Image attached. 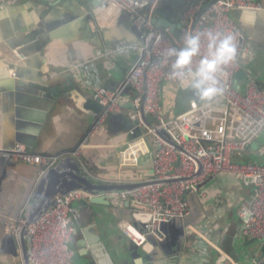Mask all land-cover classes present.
Listing matches in <instances>:
<instances>
[{
  "label": "crops",
  "instance_id": "0c3cea01",
  "mask_svg": "<svg viewBox=\"0 0 264 264\" xmlns=\"http://www.w3.org/2000/svg\"><path fill=\"white\" fill-rule=\"evenodd\" d=\"M93 1L0 0V148L23 144L38 153L72 151L96 117L93 92L102 86L119 94L118 110L96 127L80 160L104 179L146 180L152 175L156 150L150 136L151 152L137 166H119V151L135 130L132 115L140 113L135 92L125 80L138 58L141 40L125 13L111 25L100 22L96 14L102 6ZM257 1L264 6V0ZM191 2L182 0L176 5L169 21L179 24L177 7ZM155 13L159 18L165 13L159 3ZM229 17L254 50L252 59L234 76L233 86L242 91L249 77L264 86V10H232ZM109 50L115 52L105 55ZM191 100L202 101L190 87L180 89L171 82L161 85L164 118L185 112ZM263 146L264 132L232 158L264 164ZM39 171L40 166L31 163L0 162V264H23L17 234L7 229V221L23 215ZM250 189L230 173L209 174L197 191L185 190L188 214L162 223L161 240L149 236L152 246L148 250L135 245L119 228L122 220L131 218L126 201L115 203L109 197L105 205L81 198L85 201L72 202L70 209L76 230L71 241L72 264H181L190 253H195V264H215L221 255L242 264L234 255V242L252 238L241 233L237 209L248 199ZM257 257L260 251L248 264Z\"/></svg>",
  "mask_w": 264,
  "mask_h": 264
},
{
  "label": "built area",
  "instance_id": "2783aa9c",
  "mask_svg": "<svg viewBox=\"0 0 264 264\" xmlns=\"http://www.w3.org/2000/svg\"><path fill=\"white\" fill-rule=\"evenodd\" d=\"M157 3L158 0H100L102 7L96 14L100 22L111 25L125 13L130 27L138 30L141 40L138 58L128 70L125 81L135 92L136 106H140L143 99V111L154 123H159L151 128L145 124L141 113L137 111L132 115L136 121L135 130L119 151V166H137L139 159L151 152L148 143L150 136L156 150L151 159L152 175L146 180L161 182L111 197L115 203L126 201L130 208V220H122L119 228L135 245L148 250L152 246L149 236L156 241L161 240L162 223L188 214V201L183 195L185 190L195 192L209 174L227 172L251 187L248 199L237 209L241 233L264 243V164L236 162L232 158L235 152L243 150L264 132V86L252 77L247 78L242 91L233 86L234 76L245 62L252 59L254 50L229 17L232 10L258 12L264 10V6L257 0H194L179 14V27L171 35L168 27L152 21ZM208 32L230 33L235 37L236 55L217 73L222 92L206 101L191 100L185 112L166 119L160 107L161 85L171 82L180 89L189 87L186 86L187 77L182 85L170 74L175 57L165 58L164 52L172 47L182 48L186 33L199 35L200 54L192 58L191 64L195 68L201 57L207 55ZM113 51L109 50L105 55ZM93 99L102 110L75 149L62 154H45L16 144L10 148H0V162L38 165L40 176L59 159L72 155L86 169L80 160L81 150L88 146V138L96 127L119 106V94L102 86L95 88ZM158 129H164L174 144L157 135ZM197 162L201 165L199 173ZM81 198L89 196L82 190L55 195L52 207L26 226L30 235L29 263L72 264L71 241L76 230L70 209L72 202ZM23 224L24 219L19 215L7 221V229L17 234ZM195 260V253H190L186 260H181V264H195ZM215 264L238 263L221 255ZM253 264H264V255L257 257Z\"/></svg>",
  "mask_w": 264,
  "mask_h": 264
},
{
  "label": "water",
  "instance_id": "95a60500",
  "mask_svg": "<svg viewBox=\"0 0 264 264\" xmlns=\"http://www.w3.org/2000/svg\"><path fill=\"white\" fill-rule=\"evenodd\" d=\"M182 0H158L161 8L165 10L162 16L159 18L155 15L152 21L162 27H168L169 32L174 34L175 28L179 27V24H172L168 17L174 12L173 8L179 5ZM100 0H94L93 3L96 6L99 5ZM131 30L139 35L138 30L135 27H131ZM92 110L95 112L96 116L100 114L102 107L100 104L94 100ZM140 113L145 124L151 128H155L159 123H153L147 119V115L143 111V99L140 102ZM156 134L163 137V139L174 144L171 140L169 134L164 129L156 130ZM197 173L201 171V165L199 162ZM174 180H163V182H172ZM158 180H141L138 182H121L104 179L99 174L89 168H84L78 162L76 158L72 155L64 156L59 159L58 162L51 168L45 170L42 175L39 176L33 192L31 194V200L24 207L23 219L24 224L20 227L17 233V240L20 245L21 256L23 264L29 263L28 253L30 245V235L26 231V226L28 224L34 223L38 220L42 213H44L48 208L52 207L54 204V196L57 194L64 195L70 191L82 190L89 196V202L91 204H105L109 203V197L121 192H127L138 187L160 183ZM83 202L85 199H81ZM255 241L254 239L249 240V243ZM102 245L105 248V252L109 258H111L108 249L105 247L104 243ZM136 249V246L134 247ZM115 253L117 254L119 260L123 262L124 259L120 254V251L116 248ZM137 255V253H134ZM260 255H264V243L260 247ZM111 261V260H110ZM113 262V261H112ZM142 262V260H141ZM114 264V263H113Z\"/></svg>",
  "mask_w": 264,
  "mask_h": 264
},
{
  "label": "clouds",
  "instance_id": "9594fccd",
  "mask_svg": "<svg viewBox=\"0 0 264 264\" xmlns=\"http://www.w3.org/2000/svg\"><path fill=\"white\" fill-rule=\"evenodd\" d=\"M201 37L186 33L182 48H168L165 58L175 57L171 65V75L184 85L188 78L187 87L193 90L200 100H209L222 92L219 87L217 73L224 65L231 62L236 55L235 37L232 34L207 33V55L202 56L199 64L192 68V58L200 54Z\"/></svg>",
  "mask_w": 264,
  "mask_h": 264
},
{
  "label": "rangeland",
  "instance_id": "374dc122",
  "mask_svg": "<svg viewBox=\"0 0 264 264\" xmlns=\"http://www.w3.org/2000/svg\"><path fill=\"white\" fill-rule=\"evenodd\" d=\"M184 9V6L177 7V14H180ZM174 15L172 17H174ZM150 121L154 123V120L152 118L150 119ZM248 240L239 239L234 242V255L237 258L236 260H238L242 264H248L250 262L251 256L253 254H256L257 252L259 253L260 251V241L256 240L251 243H248Z\"/></svg>",
  "mask_w": 264,
  "mask_h": 264
},
{
  "label": "trees",
  "instance_id": "16d2710c",
  "mask_svg": "<svg viewBox=\"0 0 264 264\" xmlns=\"http://www.w3.org/2000/svg\"><path fill=\"white\" fill-rule=\"evenodd\" d=\"M194 1V0H193ZM148 118V120H150L151 118L150 117H147ZM251 188V187H250ZM251 190V189H250Z\"/></svg>",
  "mask_w": 264,
  "mask_h": 264
}]
</instances>
